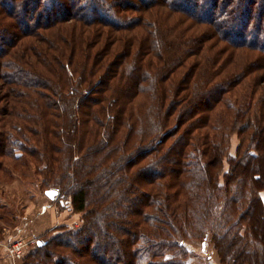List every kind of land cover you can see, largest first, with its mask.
Instances as JSON below:
<instances>
[{
  "label": "trees",
  "instance_id": "obj_1",
  "mask_svg": "<svg viewBox=\"0 0 264 264\" xmlns=\"http://www.w3.org/2000/svg\"><path fill=\"white\" fill-rule=\"evenodd\" d=\"M130 1L81 0L69 7V0H0V22H11L0 27V103L10 112L17 92L29 102L28 119L38 118L24 141L0 148L26 151L27 139L37 142L38 162L49 161L48 177L65 171L60 186L82 214L78 229H54L22 264H188L185 240L200 245L209 235L218 264H264V0ZM146 18L147 29H136ZM175 19L206 24L209 40L254 55L239 63L233 55L210 54L215 43L188 28L170 41L165 23ZM68 20L82 23L68 38L38 33L62 34L59 26ZM85 26L92 28L86 36ZM33 37V44L19 46ZM134 41L137 49L152 48L133 52ZM76 123L82 138L105 126L107 141L73 161ZM121 128L125 138L117 140ZM234 133L239 145L226 157ZM136 135L137 149L100 171ZM57 183L44 193L61 194ZM87 186L99 192L90 194ZM129 187L140 197L137 208L126 200ZM106 199L112 201L103 206Z\"/></svg>",
  "mask_w": 264,
  "mask_h": 264
},
{
  "label": "rangeland",
  "instance_id": "obj_2",
  "mask_svg": "<svg viewBox=\"0 0 264 264\" xmlns=\"http://www.w3.org/2000/svg\"><path fill=\"white\" fill-rule=\"evenodd\" d=\"M69 7L71 5H74V7L81 1V0H74L71 2V0H69ZM147 1V0H146ZM144 1H142L141 3L136 2L135 0H131L130 5L134 6V5H140L143 4ZM128 7V6H127ZM27 11H20V13L23 14V17L27 14L26 12H29V9H26ZM121 10H125V7H122ZM206 11V10H204ZM125 11L122 12V14L124 15ZM22 16V15H21ZM263 16V14H262ZM26 17V16H25ZM181 18L180 16H174ZM120 20H122L120 18ZM147 18L145 20L144 23H137V28L143 27L144 30L147 29ZM264 21V20H263ZM5 22V23H4ZM33 22V21H32ZM79 21L76 20H68L67 22L64 23L63 26H59V28L64 29L63 33H57L55 30L56 29H47L45 30H40L38 33L39 35H44L47 34L50 38L49 39H53L56 40V38H68L69 35L68 32H70L71 29H80L79 26H82L81 22L78 23ZM11 23L9 19L4 18L3 21L0 22V27H7V24ZM14 22H13V24ZM166 28L164 29V31L166 33H168L170 36V38L168 40L173 41L175 40L173 38L174 35L181 33L183 30L187 29V31L189 33H193V36H197L199 34H204L203 38L204 40H208L206 41L205 44H213L215 43V38L214 39H210V37L212 36L209 27L205 24H201V23H197L194 21V23L190 20H182V19H175L173 21V23H169L166 22L165 23ZM14 26H9L8 28H6L7 30H12L14 28ZM89 30H92V28H90V26L87 28L85 26L84 28V36H86L87 32ZM127 33V38L129 39L130 43H133V38L128 36V32ZM142 34L137 35V36H142L144 37V35H146V33L141 32ZM71 34V33H70ZM136 36V38H137ZM146 37H144L143 39H145ZM36 39V38H31L30 40L27 39H20L21 42L18 43L19 46L24 43V41H30V44H33L32 42ZM49 39L46 38V41L44 43H42L44 46H46V42H49ZM211 41V42H210ZM218 41V40H217ZM37 42V41H36ZM219 42V41H218ZM221 43V41H220ZM220 43H215L214 46L210 48V54H218L221 53L222 57H226L227 55H233L236 59L237 62H241L244 63L247 58L249 56H253V53H249V52H236L232 49V47H228V45H224L223 41L222 44ZM35 44H39V43H35ZM93 45V44H92ZM132 46H134L133 48V52L136 51V43L134 41V45L132 44ZM150 44L146 43L141 49H137L139 51L140 54H142L143 52H146V50H144V48L149 47L150 48ZM115 47V46H114ZM93 51H96L94 46H93ZM120 48H116V49H112L113 51H115L116 53H118L117 51ZM147 49V50H149ZM29 54V53H28ZM167 55V54H165ZM112 56H114V59L117 57H119V54H113ZM168 56H172V52L168 53ZM167 56V58H168ZM112 58V57H111ZM130 59V58H129ZM157 62L158 65H162V63L159 61H154ZM259 79H257L256 81H258ZM261 81V80H260ZM260 81L257 82L260 83ZM94 85V83L92 84ZM264 83H262L260 85V87H263ZM24 95H20L17 92L13 93V97L14 98V102H10L9 104L11 105L10 108V112H8L6 106H3V103H0V143L3 144H7L9 145V142H16V141H24L25 137H27L25 135V132H27L28 128L31 129H35L37 128V124L35 120H38L37 117H32L30 119H28V116L26 115V111H31L30 106H29V102H26V100L23 97ZM259 95H257L256 97H258ZM258 99V98H256ZM108 105V103H106V106ZM38 110L36 108H32V111ZM135 111V110H134ZM114 110H110L109 113H113ZM10 116H12V118H10ZM135 116V115H134ZM110 119L112 117H109ZM135 121H136V117H134ZM33 121V122H30ZM105 121H107L106 119H104V121L102 120L101 123H105ZM77 125V132H73V135L75 138L74 141L76 142L75 144L79 143L82 144V148L80 149V151L78 150V145L77 144V149H75V151H73V155H72V160H78L79 158H81V156L83 155L84 151H95V149L89 150L90 148H98L100 144L104 143L107 141V135H106V127L104 126V128H102L100 125H98V129H101V133L93 135V129L97 128V127H93L90 129V135H87L85 137L82 138L81 135V129H82V125L76 123ZM105 125V124H104ZM14 127L15 130H11V127ZM2 127H6L5 129H3ZM78 127L79 132H78ZM2 128V129H1ZM111 130L113 129V126L110 127ZM109 128V129H110ZM75 130V131H76ZM110 130V131H111ZM100 130H98L99 132ZM109 131L108 136H111V132ZM3 132V133H2ZM97 132V133H98ZM2 133V134H1ZM29 133V132H27ZM67 134V133H66ZM68 137V136H66ZM38 141L41 139L39 136H37ZM123 138H125V134H123L122 132V128L120 129V132L115 136V139H119L122 140ZM64 139V137H63ZM71 139V138H70ZM140 138H138V136L136 135V143L132 144V142L135 141V139L133 138L132 141H129L128 144H123L121 148H119L118 151H116L109 159H107L106 161H102L103 163L101 164V166L99 167L100 171L104 168H108V164L110 163L111 165H113L112 162H114L115 158L120 155V154H126L127 152H130L131 149L135 148L137 149V145L139 144ZM66 141V138H65ZM73 141V142H74ZM239 136L237 134H232L229 136V141H228V147H227V151H226V157H231V156H235L238 145H239ZM61 142H62V138H61ZM138 143V144H137ZM37 144V142H35V144L31 141H29L28 139L26 140V145L29 146L28 148H24L23 150L26 151H10L11 147L7 146V148L3 149L0 148V248L4 251V253L9 257V255L7 254V252L5 251L4 247H2L1 245L3 244H8L6 242H4L5 240L3 239V234L6 233V235H11V241H9V243H13L14 241H25V242H30L29 245H27V247H25L24 252L19 255V257H14L15 260V264H22V259L24 257H26L27 255H29L30 253L32 254L35 251V246L38 245L40 240H44L47 239L48 237H50L51 235H53L54 233H56L55 231L58 230H54V229H59L58 227H62V228H67V229H72V230H76L78 229L81 224H82V220H81V213H77L74 212L71 206V202H70V195L68 192V189H63V187L60 186V181L62 176H59V174L61 172H58L59 174L56 176H51L48 177V173L45 171V164L47 165V163H49V161H45L43 163L38 162V159H40L42 156H39V153L42 151H39L40 148L35 149V145ZM41 144V143H40ZM39 144V145H40ZM103 144V145H104ZM148 144H146L145 146H143L140 151H143L142 153H144L143 148H145ZM156 145V144H155ZM154 145V146H155ZM13 148V147H12ZM150 149V148H148ZM5 150V151H2ZM37 150V151H36ZM100 150V148H98V151ZM149 151V150H147ZM166 151V150H164ZM43 153V152H42ZM47 153V151H44V155ZM15 155H20L19 158L15 157ZM36 155L39 156V158L36 157ZM142 155H140L139 157H141ZM138 157V158H139ZM143 157V156H142ZM94 162V161H93ZM45 163V164H44ZM224 171L227 170V160L226 158L224 159ZM67 170V167H66ZM99 171V173H100ZM65 172V171H63ZM63 172L61 174H63ZM67 172V171H66ZM60 174V175H61ZM71 174V173H70ZM58 179V183L55 184L57 186H59L61 188V194H59L58 196H54V199H49L45 194H44V189H46L47 187L51 186L52 183H54L55 179ZM47 181H49L47 183ZM144 181V180H143ZM142 181V183H143ZM49 185V186H48ZM142 185V184H140ZM70 187V186H69ZM72 187V185H71ZM96 190H98V186L95 185ZM68 188V187H67ZM130 188V187H129ZM88 192L90 190V194L93 193H98L99 191H94L93 188H89L87 186ZM99 189H102V186L99 185ZM127 197L126 200L129 199L131 203L130 205L136 206L137 204H139V201H136L135 199H139L140 197H138L137 195H135L134 192H131V188L127 189ZM262 198L264 199V193L261 194ZM114 198V197H113ZM112 198V199H113ZM112 199H106L102 205H108ZM137 208V206H136ZM108 229V228H107ZM106 231V234L110 233V230L108 229V231ZM64 230V229H63ZM104 236H106L105 233H103ZM101 235V233H99V236ZM36 243H33L35 242ZM185 244L188 250L191 251V255L188 256V264H218V260L216 258L215 255V251L213 248V244L211 242V237L210 235L208 236L206 242L202 243L199 245L198 239H187L185 240ZM79 248V247H77ZM81 248V246H80ZM210 257V258H209ZM10 258V257H9ZM70 259H72L73 262L75 261V258L73 256L70 257ZM50 260H44L41 263H37V264H50L49 263Z\"/></svg>",
  "mask_w": 264,
  "mask_h": 264
},
{
  "label": "built area",
  "instance_id": "obj_3",
  "mask_svg": "<svg viewBox=\"0 0 264 264\" xmlns=\"http://www.w3.org/2000/svg\"><path fill=\"white\" fill-rule=\"evenodd\" d=\"M33 243H36L33 242ZM30 242H25V241H14L13 243H8L4 245V249L7 252V254L9 255V257H11L12 259H14V257H19V255H21L24 250L25 247H27V245H29Z\"/></svg>",
  "mask_w": 264,
  "mask_h": 264
},
{
  "label": "crops",
  "instance_id": "obj_4",
  "mask_svg": "<svg viewBox=\"0 0 264 264\" xmlns=\"http://www.w3.org/2000/svg\"><path fill=\"white\" fill-rule=\"evenodd\" d=\"M3 239L5 240L4 242L9 243L11 241V235H6V233L3 234ZM5 244L1 245L4 247ZM0 264H15V260L12 259L11 257L9 258L4 251L0 248Z\"/></svg>",
  "mask_w": 264,
  "mask_h": 264
},
{
  "label": "water",
  "instance_id": "obj_5",
  "mask_svg": "<svg viewBox=\"0 0 264 264\" xmlns=\"http://www.w3.org/2000/svg\"><path fill=\"white\" fill-rule=\"evenodd\" d=\"M49 199H54V196H56V191H52V190H49V191H46L44 193ZM39 245V243H38Z\"/></svg>",
  "mask_w": 264,
  "mask_h": 264
}]
</instances>
